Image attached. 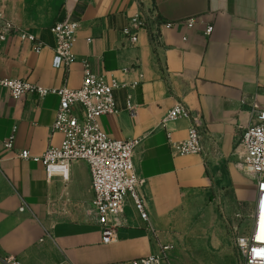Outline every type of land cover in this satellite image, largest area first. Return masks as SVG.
Wrapping results in <instances>:
<instances>
[{"label": "crops", "instance_id": "1", "mask_svg": "<svg viewBox=\"0 0 264 264\" xmlns=\"http://www.w3.org/2000/svg\"><path fill=\"white\" fill-rule=\"evenodd\" d=\"M0 7L44 43L36 53L31 42L10 36L0 49L1 77L79 88L88 63L94 73L125 84L115 91L119 112L100 121L112 138L141 140L134 163L145 179L141 193L149 213L143 220L128 199L118 240L104 243L87 162L71 163L64 179L19 157L24 149L41 154L60 145L63 135L52 131L59 97L14 99L0 89V264H11L9 258L19 264H132L163 245H173L170 252H224L229 239L212 212L214 195L227 194L229 204L234 193L239 200L256 198L242 136L264 110V0H0ZM135 15L149 27L132 43L124 30ZM188 18L198 21L193 29L159 27L160 20ZM69 19L80 23L77 59L69 70L56 69L51 27ZM153 30L162 31L161 40ZM129 99L137 104L135 114ZM178 102L200 118L205 155L172 154L168 133L183 141L190 122L160 123Z\"/></svg>", "mask_w": 264, "mask_h": 264}, {"label": "built area", "instance_id": "2", "mask_svg": "<svg viewBox=\"0 0 264 264\" xmlns=\"http://www.w3.org/2000/svg\"><path fill=\"white\" fill-rule=\"evenodd\" d=\"M196 18L182 21H159V27L174 29L186 27L193 29L197 25ZM148 20L140 15L130 18L124 33L132 43L138 41V30L149 27ZM56 38L53 66L56 69L69 70L76 61L75 42L80 30V23L75 20H63L51 27ZM214 26L206 28L211 35ZM154 39H162V31H150ZM13 34L31 42L36 53H41L44 43L34 34L28 33L7 17L0 7V49ZM184 40L188 36L183 37ZM125 86L117 78L106 74L94 73L85 63L84 78L79 88L46 87L28 79L4 78L0 76V89L7 90L14 99H20L27 93H36L43 98L57 95L60 99L53 132H59L63 139L58 146H50L41 154H34L29 149L19 152L25 160L41 163L50 176L57 174L68 179L70 165L75 161H85L89 165L94 192L93 214L102 229V241L112 243L118 240L120 215L124 211L128 199H132L141 218L149 221V213L145 205V197L141 189L145 183L135 168L134 158L141 140L138 138L116 139L103 129L101 118L119 112L115 99V91ZM127 107L135 114L137 104L132 99ZM180 119L188 120L190 127L188 136L183 141H175L168 133L172 154L205 155L202 141L200 118L184 103H176L162 119L160 125L166 127L169 122ZM15 135L10 136L5 145L13 148ZM242 145L245 150L244 165L256 181V198L251 214L250 231L236 239L237 250L243 264H264V110L255 113V122L247 126L243 132ZM24 209V207H23ZM171 245H163L160 252L141 257L132 264H165ZM11 264H19L12 260Z\"/></svg>", "mask_w": 264, "mask_h": 264}, {"label": "rangeland", "instance_id": "3", "mask_svg": "<svg viewBox=\"0 0 264 264\" xmlns=\"http://www.w3.org/2000/svg\"><path fill=\"white\" fill-rule=\"evenodd\" d=\"M214 199L216 207L212 212H216V216L223 222L221 231L224 238L229 239L222 242L224 252H169L165 264H243L236 239L251 229L254 201L239 200L235 193L234 204H229L227 194L217 193Z\"/></svg>", "mask_w": 264, "mask_h": 264}]
</instances>
